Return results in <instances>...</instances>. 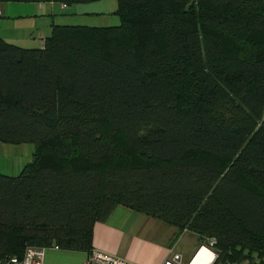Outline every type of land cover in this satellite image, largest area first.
I'll return each instance as SVG.
<instances>
[{"label": "trees", "instance_id": "1", "mask_svg": "<svg viewBox=\"0 0 264 264\" xmlns=\"http://www.w3.org/2000/svg\"><path fill=\"white\" fill-rule=\"evenodd\" d=\"M99 0H0L72 4ZM120 24L0 37V259L90 252L118 205L215 237V264H264V0H118Z\"/></svg>", "mask_w": 264, "mask_h": 264}, {"label": "crops", "instance_id": "2", "mask_svg": "<svg viewBox=\"0 0 264 264\" xmlns=\"http://www.w3.org/2000/svg\"><path fill=\"white\" fill-rule=\"evenodd\" d=\"M45 5L49 6L45 8ZM57 8V2L1 3L3 14L0 16V26L7 30L5 36L13 35L12 42L16 44H21L18 43L21 40L27 42L31 39L29 36L37 34L41 40L36 48H42L45 38L51 33L52 20L51 23L42 21L52 18L55 22L54 15L50 12L55 13ZM14 22L18 23L12 25ZM160 221L128 206L118 205L106 220L95 224L93 249L117 254L138 264H162L174 252H180L185 262H189L202 244L200 235L186 229L178 239L173 240L178 228L168 222L164 223L169 226H163ZM204 253H207L209 258V253L203 251L202 256ZM85 254L87 257L88 252Z\"/></svg>", "mask_w": 264, "mask_h": 264}, {"label": "rangeland", "instance_id": "3", "mask_svg": "<svg viewBox=\"0 0 264 264\" xmlns=\"http://www.w3.org/2000/svg\"><path fill=\"white\" fill-rule=\"evenodd\" d=\"M118 4V0L82 2L70 5L66 10H64L65 12H63L61 4L58 3L57 11H55V13H50L54 15L53 17L55 18V23L57 24H98L101 26L118 25L120 24V17L116 14ZM48 6L49 5H45V8ZM95 12L98 14H94ZM51 20L53 22L52 18H50V20L43 19L42 22L51 23ZM17 23L18 22H14L12 25H16ZM8 25L10 24L8 23ZM5 34L7 35V30H3L0 26V37L23 48H36L38 45L37 43L41 40L37 34H34L33 36H29L31 38L29 41L23 42L24 40H21L18 42L21 44H16L15 42H12L13 35L5 36ZM34 152L35 144L31 142L6 143L0 141V173L11 176L20 175L22 169L32 161ZM160 224L163 226H169L167 223H164V221H160ZM176 238L177 234L176 237L174 236L173 240ZM10 256L14 255L5 254L0 260L8 259ZM85 258L86 254L83 251H72L48 247L45 250L44 264H83Z\"/></svg>", "mask_w": 264, "mask_h": 264}, {"label": "built area", "instance_id": "4", "mask_svg": "<svg viewBox=\"0 0 264 264\" xmlns=\"http://www.w3.org/2000/svg\"><path fill=\"white\" fill-rule=\"evenodd\" d=\"M3 14L0 9V16ZM204 243H202L194 256L189 262H185L183 255L180 252H174L171 254L162 264H195V259L198 257L200 253L203 251L209 250L211 251V256L209 254V258L207 264H215L218 258V252L214 249V246L217 244V240L215 237L203 239ZM58 249V246H55ZM46 248L29 246L26 248L23 256L19 257L17 255L10 256L8 259L0 260V264H44V256H45ZM83 264H138L129 259L121 257L116 254H112L100 249H93L85 262ZM219 264H224L220 262Z\"/></svg>", "mask_w": 264, "mask_h": 264}, {"label": "bare ground", "instance_id": "5", "mask_svg": "<svg viewBox=\"0 0 264 264\" xmlns=\"http://www.w3.org/2000/svg\"><path fill=\"white\" fill-rule=\"evenodd\" d=\"M206 252H208L209 254H210V256H211V251H209V250H206V249H204ZM88 256H89V254H88ZM87 256V257H88ZM87 257L85 258V260L87 259ZM206 259H208V254L207 253H204L203 254V256H202V253H200L199 255H198V257L195 259V264H207V262L209 261H205ZM85 260H84V262H85ZM83 262V263H84Z\"/></svg>", "mask_w": 264, "mask_h": 264}]
</instances>
